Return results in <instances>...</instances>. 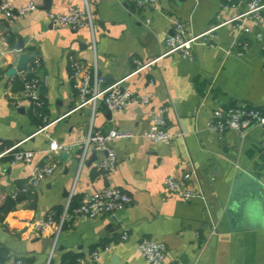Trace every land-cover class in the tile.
Listing matches in <instances>:
<instances>
[{"label": "crops", "instance_id": "crops-1", "mask_svg": "<svg viewBox=\"0 0 264 264\" xmlns=\"http://www.w3.org/2000/svg\"><path fill=\"white\" fill-rule=\"evenodd\" d=\"M248 1L224 11L222 0H158L149 9H137L122 0H88L94 17L92 32L89 27L56 28L48 19L49 10L84 8L85 0H52L50 9H44V0H2L18 14L9 17L0 7V151L19 144L35 157L31 165L13 163L9 156L0 159V207L28 181L33 167L45 162L50 138L73 143L86 134L91 123L104 132L116 128L137 134L113 141L118 168L110 175L97 168L103 152H89L82 166L78 149L67 158L57 156L55 173L31 188L30 197L0 220V248L9 250L5 264L18 259L31 264H64L67 254L87 258L94 250L100 252L95 264H149L137 248L145 238L167 245L164 264H264V230H252L241 215L230 211L222 218L217 215L231 187L233 164H241L257 180H264L261 129L253 127L245 133L228 130L219 136L207 127L218 108L264 107V52L257 38L258 31L264 37V24H252L253 31L244 36L249 48L243 55L228 53L238 49L234 45L236 32L232 24H224L216 31L214 47L201 42L193 46V60L170 54L134 72L135 59L146 62L162 56L174 20L184 21L189 34H200L246 11ZM30 2L38 9L19 13ZM19 36L24 51L37 54L38 62L28 70L38 68L35 77L41 80L40 86L47 87L46 93L40 91L46 101L45 129L35 122L32 104L14 108L9 103L10 97H18L24 89L15 85V78H21L24 86L27 82L24 72L6 75L21 53L16 49ZM70 54L87 66H97L106 84L120 81L125 88L147 93L151 104H131L121 111L100 104L94 113L88 106L77 108ZM162 107L167 110L169 129L184 134L170 144L155 143L143 135ZM185 172L192 173L186 185L199 192L188 201L169 193L163 183L167 176L182 178ZM235 182L236 197L241 201L250 195L264 201V189L258 184L240 176ZM107 186L125 190L132 203L114 215H69L61 227L44 232L34 231L22 221L58 212V207L62 212L69 196L81 203ZM125 232L129 237L123 240Z\"/></svg>", "mask_w": 264, "mask_h": 264}, {"label": "built area", "instance_id": "built-area-1", "mask_svg": "<svg viewBox=\"0 0 264 264\" xmlns=\"http://www.w3.org/2000/svg\"><path fill=\"white\" fill-rule=\"evenodd\" d=\"M134 6L137 9L154 8L158 0H122ZM242 0H222L221 8L224 11H231L237 8ZM35 2H30L19 11L21 14H27L37 10ZM1 10L6 12L7 16H15L14 8L11 4H3ZM264 0H249L246 11L236 13L228 20L219 22L211 26L208 30L200 34H189L186 23L182 20H174L173 33L164 40L165 51L162 56L153 58L149 61L135 59L136 69L139 72L159 61L163 56L178 54L184 60H193L195 58L193 46L201 42L206 47L215 46L216 31L224 24H232L236 32L234 45L237 50L231 49L229 54L243 55L249 48V41L244 37L253 31L252 24L261 27L264 24ZM48 19L53 27H71L81 29L89 27L94 31V17L89 7L88 0H85V7L71 6L66 11H48ZM257 38L261 41V48L264 52V37L261 31L257 32ZM38 60L36 59V64ZM71 69L70 78L77 92V108L88 106L93 113L100 104H103L110 111H121L131 104L150 105L151 97L147 93L136 92L125 88L121 82L106 84L104 76L100 74L97 66H87L75 54L69 55ZM33 64V65H34ZM33 66L29 71H34ZM41 80L33 77L27 80L22 93L18 97H10L9 103L14 108L25 107L33 104L36 107L38 117L44 122L40 129H45L47 115L44 112L46 101L41 97L39 86ZM152 83V80L150 81ZM166 108H159L154 119L144 132V136L155 142L170 144L177 136H183V133L175 134L168 126ZM207 127L222 136L228 130H236L245 133L253 127L261 129V137L264 145V107H255L249 105H233L227 109L218 108L214 110L212 116L207 122ZM137 136L134 132L121 129H110L107 132L97 130L91 123L86 134L80 136L75 142L67 144L50 138L47 158L42 165L34 166L28 181L12 193V198H17L21 193H27L31 188L37 186L39 182L50 177L59 167L57 156L63 152L69 153L75 149L80 151L79 163L82 166L86 156L91 151L103 152V157L98 161L97 168L105 175L113 174L118 168V158L113 141L118 139H130ZM19 144H15L5 150L0 151V159L11 157L13 163H24L31 165L34 162L35 153L31 150H22ZM192 178L191 172H185L182 178L167 176L164 179V187L169 193H177L182 200L188 201L199 192L186 185ZM72 196H69L67 202L59 214L52 210L46 215L35 218H27L22 221L31 227L34 231L44 232L50 227H61L66 218L71 216L96 218L100 215H114L118 210L130 205L133 198L119 187L107 186L93 192L88 198L82 201L78 206L72 207ZM129 235L125 232L123 240L128 239ZM138 251L145 257L149 264H164L167 255V245L156 239H142L138 243ZM100 252L94 250L87 258L78 257L74 264H95L99 259ZM13 264H31L24 259H18Z\"/></svg>", "mask_w": 264, "mask_h": 264}, {"label": "clouds", "instance_id": "clouds-1", "mask_svg": "<svg viewBox=\"0 0 264 264\" xmlns=\"http://www.w3.org/2000/svg\"><path fill=\"white\" fill-rule=\"evenodd\" d=\"M237 176H240L242 180L254 182L264 189V180H257L241 164H233L232 175L229 178L231 187L217 215L222 218L230 211L233 214L241 215L252 230H264V201L254 195H250L244 201L237 198L238 184L235 182Z\"/></svg>", "mask_w": 264, "mask_h": 264}, {"label": "water", "instance_id": "water-1", "mask_svg": "<svg viewBox=\"0 0 264 264\" xmlns=\"http://www.w3.org/2000/svg\"><path fill=\"white\" fill-rule=\"evenodd\" d=\"M2 0H0V7L2 6ZM52 6V0H44V9H50ZM3 14L6 15V12L4 10H2ZM15 14H18L17 11H15ZM8 24V23H7ZM13 31L15 33L18 32V28L14 27ZM16 49L18 51H21V53L19 54L17 60L15 61V64L13 66H11L7 72L6 75L8 77H13L16 76L19 72H24V78L27 80H31L33 77H35L38 74L39 69L35 68L34 71H29L28 67L30 64H34L36 59H37V54L33 53V54H29L27 52L24 51L25 49V43L24 40L21 36H19L17 38V44H16ZM0 66H1V61H0ZM108 79V78H107ZM40 91L42 93H46L47 91V87L45 85H41L40 86ZM21 111H24V109L22 108ZM62 156L64 158H67L68 153L63 152ZM96 157V153L93 154V158Z\"/></svg>", "mask_w": 264, "mask_h": 264}, {"label": "trees", "instance_id": "trees-1", "mask_svg": "<svg viewBox=\"0 0 264 264\" xmlns=\"http://www.w3.org/2000/svg\"><path fill=\"white\" fill-rule=\"evenodd\" d=\"M11 43H13V39L10 38ZM16 84H21L20 89H23L24 87V81L19 78L16 77L15 78V85ZM31 112L34 114H32V116L35 117V122L37 123L38 126H43L44 122L42 121V119H40L38 117L37 111H36V107L32 104V108H31ZM23 185L21 184L20 187H22ZM29 192V191H28ZM27 193H21L18 195L17 198H8V200H6V202L4 203V205L2 207H0V220H4L5 216L11 212L13 209H15L16 204L19 203L20 201H22L23 199H25L26 197H30ZM80 204L78 198L74 197L72 199V207L78 206ZM59 211L57 212V216L59 215L60 208L58 207ZM57 218V217H56ZM58 219V218H57ZM9 257V250L5 247H1L0 248V264H5V261L7 260V258ZM78 257L72 255V254H67L64 256L63 258V262L64 264H74L75 261L77 260Z\"/></svg>", "mask_w": 264, "mask_h": 264}]
</instances>
